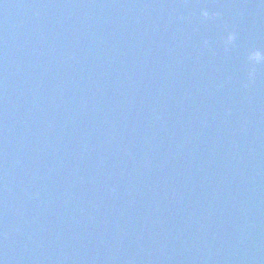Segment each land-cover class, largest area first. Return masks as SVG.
<instances>
[{"label":"water","instance_id":"obj_1","mask_svg":"<svg viewBox=\"0 0 264 264\" xmlns=\"http://www.w3.org/2000/svg\"><path fill=\"white\" fill-rule=\"evenodd\" d=\"M263 242L264 0H0V264Z\"/></svg>","mask_w":264,"mask_h":264},{"label":"clouds","instance_id":"obj_2","mask_svg":"<svg viewBox=\"0 0 264 264\" xmlns=\"http://www.w3.org/2000/svg\"><path fill=\"white\" fill-rule=\"evenodd\" d=\"M204 14L207 15V12H205ZM253 55L256 60H260L262 58L261 53L259 52H255Z\"/></svg>","mask_w":264,"mask_h":264}]
</instances>
